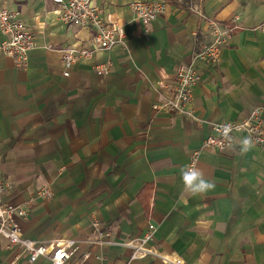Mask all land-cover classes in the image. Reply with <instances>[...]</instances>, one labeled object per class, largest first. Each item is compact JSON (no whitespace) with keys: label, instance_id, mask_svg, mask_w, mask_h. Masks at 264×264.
<instances>
[{"label":"crops","instance_id":"obj_1","mask_svg":"<svg viewBox=\"0 0 264 264\" xmlns=\"http://www.w3.org/2000/svg\"><path fill=\"white\" fill-rule=\"evenodd\" d=\"M138 0H96L123 29L111 50L94 29L67 25L52 0H0L20 13L36 38L25 65L0 53V176L14 184L5 203L21 206L26 238L82 243L84 264H125L122 243L156 226L152 246L186 264H264V146L241 152L242 134L224 151L207 148L216 123L244 119L264 107V0H167L151 26L137 18ZM144 1V0H143ZM238 29L216 64H197L189 114L153 106L169 96L177 68L210 39L206 18ZM8 35L0 32V43ZM67 49H88L64 76ZM109 65L106 75L98 67ZM196 164L215 188L192 196L179 175ZM50 187L48 201L38 192ZM111 234L97 245L93 223ZM18 248L0 264H21ZM34 264H48L40 259ZM132 264H163L148 256Z\"/></svg>","mask_w":264,"mask_h":264},{"label":"built area","instance_id":"obj_2","mask_svg":"<svg viewBox=\"0 0 264 264\" xmlns=\"http://www.w3.org/2000/svg\"><path fill=\"white\" fill-rule=\"evenodd\" d=\"M61 9V20L67 25L76 27H90L94 29V42L103 50H111L123 44L125 34L121 27L116 26L96 4V0H52ZM131 8L137 18L146 27L157 21L167 10V0H138L131 3ZM238 16L230 25H223L214 19H207L210 39L193 55L189 64L180 65L174 74V80L167 87L169 96L153 106L155 110H166L175 114H189L193 89L199 80L196 65L198 63L216 64L221 59V52L228 47L233 35L238 29ZM256 31L264 33V20L255 27ZM0 32L8 35V40L0 43V53L15 60L19 65H25L30 51L36 47V38L29 30L17 11L0 10ZM92 52L88 49H67L63 54L64 76L70 75V70L75 62L81 58L89 57ZM110 72L109 65L98 67L99 75ZM229 124L232 131L231 140L225 139L216 131V125ZM213 135L204 141L207 148L218 151L226 150L233 142V136L239 133L251 137L252 143L264 146V107H256L242 120L228 123H217L212 127ZM200 152H195L190 164L199 161ZM14 190V184L7 178L0 176V250L4 248H18L21 256L16 260L21 264H34L40 259H46L48 264H84L89 258L88 252H82V243L58 239L48 244L40 243L23 235L18 224L20 218L27 216V211L21 206L5 203L4 197ZM42 198H51L53 190L44 187L38 192ZM95 239L91 240L97 245L110 244L111 234L103 231L98 222L93 223ZM157 228L150 224L145 234L122 246L130 249L131 255L125 264L153 256L160 258L163 264H186L182 259H170L160 255L152 246ZM10 264H15L14 262Z\"/></svg>","mask_w":264,"mask_h":264},{"label":"clouds","instance_id":"obj_3","mask_svg":"<svg viewBox=\"0 0 264 264\" xmlns=\"http://www.w3.org/2000/svg\"><path fill=\"white\" fill-rule=\"evenodd\" d=\"M216 131L220 132L221 135L231 140L229 135L232 131V127L229 124L216 125ZM252 147L251 137H244L240 140L241 152H247ZM179 175L183 183L184 191L191 194L192 196H198L211 191L215 188V183L207 179L204 173L195 166V164L185 165L180 168Z\"/></svg>","mask_w":264,"mask_h":264},{"label":"rangeland","instance_id":"obj_4","mask_svg":"<svg viewBox=\"0 0 264 264\" xmlns=\"http://www.w3.org/2000/svg\"><path fill=\"white\" fill-rule=\"evenodd\" d=\"M168 2V1H167ZM206 19H209V18H206ZM211 19H214V18H211ZM215 20V19H214ZM206 22H207V20H206ZM197 66V65H196ZM217 124V123H216ZM239 134H242V133H239ZM243 135V134H242ZM49 199H51V198H44V200L45 201H48Z\"/></svg>","mask_w":264,"mask_h":264}]
</instances>
